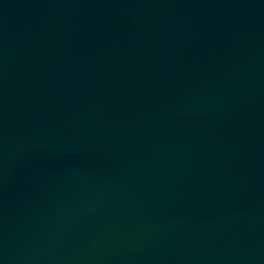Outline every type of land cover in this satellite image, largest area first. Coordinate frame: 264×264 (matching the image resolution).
I'll return each mask as SVG.
<instances>
[{
	"label": "water",
	"instance_id": "water-1",
	"mask_svg": "<svg viewBox=\"0 0 264 264\" xmlns=\"http://www.w3.org/2000/svg\"><path fill=\"white\" fill-rule=\"evenodd\" d=\"M0 264H264V0H0Z\"/></svg>",
	"mask_w": 264,
	"mask_h": 264
}]
</instances>
